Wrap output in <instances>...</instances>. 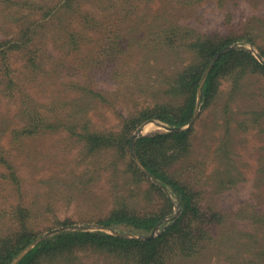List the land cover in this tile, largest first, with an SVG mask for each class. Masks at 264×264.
I'll return each instance as SVG.
<instances>
[{"label": "rangeland", "instance_id": "1", "mask_svg": "<svg viewBox=\"0 0 264 264\" xmlns=\"http://www.w3.org/2000/svg\"><path fill=\"white\" fill-rule=\"evenodd\" d=\"M74 1L69 9L65 0H0V41L18 38L25 28L36 31L30 52L16 47L8 51V76H3L0 61V155L13 164L22 184L18 190L2 179L1 173L8 171L0 163V236L23 223L37 234L34 240L60 228L118 237L123 236L115 234L135 237L155 231L156 237L171 221L165 219L180 214L175 198L142 171L145 178L134 174L131 150V159L119 148L89 152L77 135L84 126L119 134L128 115L157 102H178L169 83L194 61L188 45L197 40L227 42L224 47H233L230 51L247 52L264 64V0ZM8 79L12 92L6 90ZM217 82L204 106L201 95L191 126H181L190 130L189 158L168 167L199 192L215 236L210 252L197 264H228L230 258L264 250L256 221L264 213V73L234 65ZM25 105L75 127L41 129L17 138L12 130L24 125L19 118ZM166 127L175 126L159 119L139 124L130 132V142L136 135L134 150L139 137L175 132ZM228 176L237 182L222 184ZM150 182L173 200L171 214L152 231L100 224L114 208L140 214L164 209ZM17 205L29 210L24 220L13 212ZM218 212L227 215L222 223H213ZM257 239L261 246L253 244ZM59 264L120 261L86 252L74 263Z\"/></svg>", "mask_w": 264, "mask_h": 264}, {"label": "trees", "instance_id": "2", "mask_svg": "<svg viewBox=\"0 0 264 264\" xmlns=\"http://www.w3.org/2000/svg\"><path fill=\"white\" fill-rule=\"evenodd\" d=\"M69 9L74 6V0H65ZM58 12V10H50ZM36 33L34 29L25 28L19 33V37L8 41H0L1 68L9 74L7 53L14 49H28ZM227 42L217 44L208 39L197 40L188 45L194 54V61L187 64L169 83L168 90L179 101H161L152 107L144 108L137 113L125 117L122 121L121 133H98L82 127V133L78 138L86 144L89 152L101 150V148H114L122 151L130 157V132L142 122L149 119H159L169 125L181 127L189 123L196 104V93L201 75L208 65L211 57L223 48ZM15 44V45H10ZM159 53V52H158ZM159 56V54H158ZM31 62H34L30 58ZM250 66L254 71L264 73V64L258 63L249 53L243 51H229L222 54L211 68L202 93L203 106L213 98V91L217 87L220 75L225 74L231 67ZM9 92L14 90L9 87L12 83L8 79ZM170 82V81H168ZM168 90L165 92L168 95ZM169 93V95H170ZM177 93L178 95L174 94ZM20 123L24 125L12 130L17 138L36 135L41 129L49 130L59 127L72 129L74 124L57 117L51 118L42 114L33 105H25L23 113H20ZM190 130L179 132H162L142 136L135 141V154L143 166L159 183L167 188L175 198L180 214L173 218L163 231L156 237L149 239H129L102 232L88 231H64L54 234L42 240L29 250L16 264H59L74 263L80 254L86 252L103 253L120 261V264H197L204 259L214 234L208 227L209 219L204 214L198 201L199 192L190 187L187 181L175 177L168 168L172 161L182 160L189 156L192 144L189 140ZM1 156V155H0ZM157 157V159H156ZM189 158V157H188ZM131 159V157H130ZM0 163L5 165L8 173H1V178L12 183L18 190L21 189V178L13 164L5 157H0ZM130 166L138 178H145L138 166L131 161ZM195 169V166H192ZM199 175V171H195ZM204 171L201 170L203 175ZM222 184L235 183V177L222 179ZM225 180V181H224ZM150 186L164 201V209L150 214H140L126 208L112 209L109 214L100 220V224L106 227H114L122 224L139 233H149L173 210V200L167 197L162 188L150 182ZM13 212L19 220H24L29 213L27 208L21 205L15 206ZM216 221L222 223L227 212L214 214ZM261 225L264 238V213L256 218ZM19 230H15L6 236H0V264H10L13 259L33 240L37 234L29 230L22 223ZM264 240V239H263ZM253 244L261 246L262 240L257 239ZM253 252L249 256L235 257L228 260V264H264V250ZM76 260V261H75Z\"/></svg>", "mask_w": 264, "mask_h": 264}, {"label": "water", "instance_id": "3", "mask_svg": "<svg viewBox=\"0 0 264 264\" xmlns=\"http://www.w3.org/2000/svg\"><path fill=\"white\" fill-rule=\"evenodd\" d=\"M231 49H233V47L231 46H227V47H224L223 49L219 50L218 52H216L214 54V56L210 59L208 65L206 66L202 76H201V79L199 81V87H198V91H197V108L195 109L189 123H188V126H191V124L194 122L196 116H197V111H198V105L200 103V99H201V95H202V88H203V85L205 83V80L211 70V68L213 67L214 63L216 62V60L224 53L230 51ZM166 129H168L169 131H175V132H179V131H183L184 130V127H172V128H168L166 127ZM136 138V135L133 136L131 142H130V150H131V154H132V157H133V160L135 162V164L138 166V168L145 174L147 175L153 182H155L157 185L161 186L159 184V182L150 174L148 173L144 168L143 166L141 165V163L139 162L136 154H135V150H134V140ZM175 217V214L172 215L171 217H168L167 219H165V221H169V220H172L173 218ZM71 230H77L76 228H60V229H57V230H54V231H51L49 233H47L46 235L42 236V237H39L37 238L36 240H34L33 242H31L27 247H25L14 259L13 261L10 263V264H16L29 250H31L35 245H37L39 242H41L42 240H44L45 238L49 237V236H52L54 234H57V233H60V232H64V231H71ZM115 235H119V236H123V237H127V238H131V239H138V240H142V239H149V238H152V237H155V231L151 232L150 234H147V235H142V236H124V235H120V234H115Z\"/></svg>", "mask_w": 264, "mask_h": 264}, {"label": "bare ground", "instance_id": "4", "mask_svg": "<svg viewBox=\"0 0 264 264\" xmlns=\"http://www.w3.org/2000/svg\"><path fill=\"white\" fill-rule=\"evenodd\" d=\"M154 127V126H153ZM146 128V127H145ZM146 130V129H145Z\"/></svg>", "mask_w": 264, "mask_h": 264}]
</instances>
